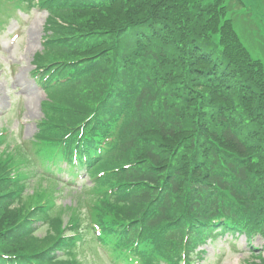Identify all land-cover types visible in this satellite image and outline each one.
Returning a JSON list of instances; mask_svg holds the SVG:
<instances>
[{
	"label": "trees",
	"instance_id": "16d2710c",
	"mask_svg": "<svg viewBox=\"0 0 264 264\" xmlns=\"http://www.w3.org/2000/svg\"><path fill=\"white\" fill-rule=\"evenodd\" d=\"M40 2L50 12L46 54L64 60L63 69L75 75L69 97L54 103L35 139L14 144L0 161V193L13 185L9 194L19 205L11 216L0 214V242L12 251L21 247L20 264L77 261V240L93 237L92 222L101 227L97 238L105 247L113 249L127 231L122 241L140 238L144 252L156 247L150 260L160 255L175 262L187 227L223 213L247 189L252 217L264 209V71L242 44L230 6L217 0ZM75 155L92 174L109 172L95 181L89 221L77 206L57 205L54 187L24 200L20 165L50 178L47 158L55 174L61 161L73 165ZM28 214L47 225L44 235L27 232L23 239L20 230L9 232ZM55 250L69 259L60 260Z\"/></svg>",
	"mask_w": 264,
	"mask_h": 264
},
{
	"label": "rangeland",
	"instance_id": "374dc122",
	"mask_svg": "<svg viewBox=\"0 0 264 264\" xmlns=\"http://www.w3.org/2000/svg\"><path fill=\"white\" fill-rule=\"evenodd\" d=\"M242 1L244 5L241 8L234 6L235 0H224V3L232 6L234 25L245 46L254 57L260 58L264 62V0ZM27 16L31 20L28 25L24 26L25 35L21 41L12 49L8 42L1 41L0 43V114L10 106V97L17 96L14 117L12 115L0 117V126L3 124L8 126V118H11V126H8L7 129L14 130L19 126L18 132L21 136L18 137L24 140H29L34 136L37 129L35 121L43 115L41 100L45 98V94L43 91H28V86L33 80L31 75L34 68L33 56L42 48L43 24L47 13L34 10L28 15L21 14L19 20H12L9 28L1 34L6 39L13 28L21 24V20ZM19 123L20 125H18ZM60 177L65 178L66 174L64 173ZM81 177L85 179V184H89L85 173H82ZM82 185L83 183L79 180L70 185L60 181L58 187H61L62 191L57 197L58 204L75 205L79 192L84 190ZM31 191L32 186L30 185L29 192L31 193ZM37 233L42 236L44 229L38 230ZM261 243L262 241L258 237L255 240V245L262 248ZM232 245L233 243L231 244L229 241L216 245L207 244L205 246L207 262L210 264H243V260L250 254V250L245 246L244 237H241L237 243L240 252H234L235 249ZM93 252L92 250L87 251L86 256L91 257ZM215 253L220 255L214 256Z\"/></svg>",
	"mask_w": 264,
	"mask_h": 264
}]
</instances>
